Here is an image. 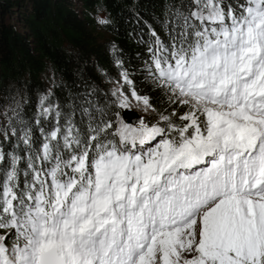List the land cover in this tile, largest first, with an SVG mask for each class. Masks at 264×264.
Here are the masks:
<instances>
[{
	"label": "snow or ice",
	"instance_id": "6c2138e0",
	"mask_svg": "<svg viewBox=\"0 0 264 264\" xmlns=\"http://www.w3.org/2000/svg\"><path fill=\"white\" fill-rule=\"evenodd\" d=\"M151 35L149 76L183 114L128 122L155 109L117 87L63 124L41 97L40 140L0 130V264H264V0H186Z\"/></svg>",
	"mask_w": 264,
	"mask_h": 264
},
{
	"label": "trees",
	"instance_id": "16d2710c",
	"mask_svg": "<svg viewBox=\"0 0 264 264\" xmlns=\"http://www.w3.org/2000/svg\"><path fill=\"white\" fill-rule=\"evenodd\" d=\"M185 2L0 0L1 130L27 127L34 139H42L41 128L46 132L56 123L54 113L48 118L38 114L44 96L59 106L61 124L71 113L78 122L81 108L95 111L111 105L115 98L107 84L122 72L132 81L129 88L148 97L157 114L178 111L149 76L148 48L153 30L167 42L168 22ZM102 13L110 21L106 26L97 23ZM13 147L16 137L4 144L6 151ZM21 148L16 151L24 155Z\"/></svg>",
	"mask_w": 264,
	"mask_h": 264
},
{
	"label": "rangeland",
	"instance_id": "374dc122",
	"mask_svg": "<svg viewBox=\"0 0 264 264\" xmlns=\"http://www.w3.org/2000/svg\"><path fill=\"white\" fill-rule=\"evenodd\" d=\"M99 17L104 18L105 15L102 13L99 15ZM117 87H121L126 95H129V96L131 95V89L129 88L128 84L124 83V80L122 77H120L118 80L112 81V83L107 84V88L109 89L111 94ZM132 109L137 111L145 119L151 120L152 123H156L159 120V116H160L159 114H157L155 111H150V112L145 113L144 111H142L141 107H139L135 104V102H133ZM177 109L179 111L178 115H181V114H183V112L187 111V108L183 107V106H180V107L177 106ZM121 111H123V110H121ZM1 128H2V125L0 124V130H1Z\"/></svg>",
	"mask_w": 264,
	"mask_h": 264
},
{
	"label": "water",
	"instance_id": "95a60500",
	"mask_svg": "<svg viewBox=\"0 0 264 264\" xmlns=\"http://www.w3.org/2000/svg\"><path fill=\"white\" fill-rule=\"evenodd\" d=\"M121 112H122V116H124L128 122H134L138 116H141L134 109H132V110H123Z\"/></svg>",
	"mask_w": 264,
	"mask_h": 264
}]
</instances>
